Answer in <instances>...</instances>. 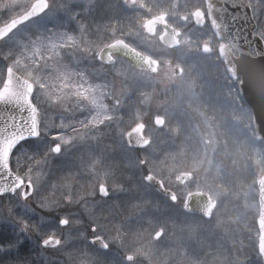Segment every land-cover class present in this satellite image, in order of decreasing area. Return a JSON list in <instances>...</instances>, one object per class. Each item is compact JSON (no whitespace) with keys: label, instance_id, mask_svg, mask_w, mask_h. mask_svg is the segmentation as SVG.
<instances>
[{"label":"snow or ice","instance_id":"1","mask_svg":"<svg viewBox=\"0 0 264 264\" xmlns=\"http://www.w3.org/2000/svg\"><path fill=\"white\" fill-rule=\"evenodd\" d=\"M134 7L143 5H137L136 0H104L103 5L101 0H64L59 6L55 0H0V46L6 48L0 52V224L11 223L25 237H40L44 251L59 252L65 258L60 264H115L108 261L107 254L117 247L126 248V223L134 216L143 218L150 204L157 210L160 207L159 201L153 203L138 195L119 220L96 212L98 205L116 193H146L156 179L147 157L126 162L130 169L148 168L140 175L143 184L132 187L115 179L110 185L108 180L115 177L116 170L104 164L108 152L152 144L142 134L133 143L130 132L119 133L124 139L116 145L103 144V129L121 107L115 78L126 81L130 74L121 56L138 69L131 72L133 76L148 79L159 70V60L144 58L126 39L117 38L124 33L115 12ZM208 7L212 34L202 43V52H218L226 78L238 84L241 92L249 84L264 101V24L259 20L264 15V0H218ZM101 10L111 15L97 20ZM248 19L255 23L249 36H244L234 26ZM154 25L155 19L142 24L148 36L156 35ZM132 35L130 31L129 38ZM166 35L159 37L162 44L179 46V31L171 41L164 39ZM104 36L112 39L104 40ZM109 75L112 80L107 79ZM77 113L85 115L77 120L73 118ZM144 127L137 124L136 130ZM101 172L102 180H96L90 190H82L81 175L95 178ZM158 184L166 197L165 207L178 206L181 215L166 217L157 225L153 241H160L166 232L169 236L187 233L193 241L204 232H219L232 249L210 252L211 259H207L190 256L188 248L182 247L175 264H264V194L255 221L256 240L244 245L237 236L252 232L253 227L248 222L241 225L239 214L225 220L218 215V201L210 195L207 203L194 207L191 193L165 188L162 179ZM147 219L153 222L152 217ZM21 243L0 244V253L19 249ZM247 247H251L254 261L245 251ZM150 252L145 253L149 264H171L169 258L161 262ZM56 259L54 256L47 264ZM124 259L131 264L135 252L125 251Z\"/></svg>","mask_w":264,"mask_h":264},{"label":"rangeland","instance_id":"2","mask_svg":"<svg viewBox=\"0 0 264 264\" xmlns=\"http://www.w3.org/2000/svg\"><path fill=\"white\" fill-rule=\"evenodd\" d=\"M153 1L157 5L155 14L159 13L161 6H164L167 12L172 11V14H177L179 8L176 7L177 0H150L151 3ZM184 1H179L182 2L180 7L183 10L181 11L187 9ZM63 2L64 0H55L56 6ZM103 2L104 0H101L102 5ZM136 3L137 5H144L143 0H136ZM133 9L139 13L133 16V22L128 23L129 32L131 31L133 35L126 39L135 47L142 51L143 49L147 50L148 54L158 59L160 61L159 70L151 73L150 78L143 79L131 75V72H138V70L132 68L128 62L122 61L124 69L130 74L126 81L122 77L115 78L116 95L121 99V107L112 113L114 120L108 123V129H103L105 138L103 144L106 146L116 145L124 139L119 133H126L127 122L118 112L125 111V116L128 115L127 119L130 118L129 121L132 120L133 123L145 117L153 118L154 115L160 114L166 117L167 126L164 141H169L172 144L168 153L173 160L168 165L161 162L158 155L162 153L159 150L162 143L156 139L157 134L153 133L155 128L148 126L149 130L146 132V136L151 137L152 145L147 150L130 149L125 152L120 150L108 152L106 149L108 154L104 164L116 170L115 177H110L108 183L111 185L115 179L123 182L127 187H132L138 183L143 184L140 181V175L142 171L146 173L148 168L130 169L125 166L127 161L135 162L137 158L147 157L154 175L164 174L165 180L169 183L173 182L181 172V166H187L193 172L194 177L187 182L183 192L192 189H202L208 192L211 197L218 201V215L225 220L239 214L241 225L248 222L252 225L253 231L250 233L241 232L237 239L243 240L244 245L253 244L256 240L255 221L259 209L256 180L264 172V141H257L255 138L248 106L243 104L238 97L235 85L226 78L225 70L215 56L203 55L198 52L192 53L193 38H181L180 45L173 49L164 47L158 41L159 32L155 36H148L142 27L144 21L153 15L152 11L154 10H150L149 7L147 9L134 7ZM105 18L106 12L103 10L97 12V20ZM259 20L261 24H264V15H261ZM137 33L139 36H136ZM5 50L6 48L0 46V52ZM176 64L182 66L185 64L187 71L185 68L181 75H174ZM93 79L95 80L96 77L93 76ZM107 79L112 80L113 77L109 75ZM143 82L147 86L145 87L147 91L140 104L136 105L130 97L133 90L141 89L140 86ZM200 97L208 98L210 102L198 101ZM194 100L198 102L196 103ZM108 103L111 105L112 101L109 99ZM220 104H222L224 114L220 112ZM83 115L85 113H77L73 118L79 120ZM106 134H108L107 137H105ZM102 179V172L95 178L81 175L82 190H90V187L95 185L96 180ZM185 188H189V190ZM150 192L151 189L149 188L146 193L132 192L128 196L116 193L108 205L112 210L98 206L100 208L99 214L109 216L112 220H119L121 215L127 212L130 200L138 195L141 198H149L153 203H156L154 194ZM12 203H16L15 198L12 199ZM151 206V204L147 206L144 218L134 216L132 220L126 223V229L129 232L127 238L128 240L131 239L129 244L138 241L145 243L143 245L145 251L142 250L140 253L143 255V261L139 263L134 261L131 264H149L145 255L149 250H151L150 254H154V259L163 262L165 258H169L171 264H175L179 249L182 247L188 248L190 256L194 255L207 259H211L210 252H222L224 248H228L229 252H232L227 241L220 239L219 232L216 235L204 232L196 241L190 239L187 233L179 234L178 232L179 236L178 234L174 235L175 241L172 252L168 248L166 252H157L155 243L163 245L164 242L162 239L159 243L153 241L151 236L159 222L158 217L162 216L157 215ZM149 216L153 218L151 224L147 219ZM169 216L179 218L180 215L172 214ZM51 227L52 225L48 226L49 229ZM17 240L22 241L19 249L14 248L6 254L0 253L3 261L6 260L7 264H22L25 261L31 264L28 249L35 253L34 264H47L54 256L57 259L53 264H60L63 261V259L58 258L59 252H46L42 249L40 237H25L11 223L0 224V244L7 245L15 243ZM245 251L254 261L255 256L252 255L251 247L245 248ZM107 259L110 262L115 261V264L117 262L128 264L125 260L119 261L120 256L116 248L107 254Z\"/></svg>","mask_w":264,"mask_h":264},{"label":"flooded vegetation","instance_id":"3","mask_svg":"<svg viewBox=\"0 0 264 264\" xmlns=\"http://www.w3.org/2000/svg\"><path fill=\"white\" fill-rule=\"evenodd\" d=\"M178 3H177V6L176 7H179L177 9V14L174 15V13L172 14V11H169V12H166V23L170 26H172L175 30L179 31L180 32V36H179V39L181 38H184V37H187L188 39H191L193 38V52L192 53H200V54H203V55H209V56H215L216 58L219 56L218 55V52L214 51L213 53L211 54H204L201 50V46H202V43L205 41V39L212 34V27H211V24H210V20H209V17H208V13H207V9H206V2L205 0H185L184 1V4L187 5V9L184 10V11H181L183 9H181V4L182 2L180 3L179 1L180 0H177ZM244 2V0H241ZM144 5L143 7L147 9V4L145 2H143ZM197 10H200L202 12V17H203V21L202 23H198L195 18H194V13L197 11ZM141 11V10H140ZM139 11L137 12V10H134L133 8H121L120 10L116 11L115 12V16L117 19L120 20L121 22V28L123 30V33L124 35L123 36H117V38H123V39H126L128 38V33H129V26H128V23H129V18L126 14H133L132 16L138 14ZM111 15V13H108V15L106 16V18ZM158 14H154L151 15L150 17H148L147 19L149 18H152L154 16H156ZM105 18V19H106ZM146 19V20H147ZM145 22V21H144ZM201 25H203V27H201ZM128 30V33H126ZM144 32H145V29L143 28ZM157 32H159V34L162 32V28L160 26L156 27V34ZM111 37V36H110ZM112 38V37H111ZM93 39L96 40V39H99L98 37L96 36H93ZM102 39L106 40L104 37H102ZM127 40V39H126ZM127 42L129 43V41L127 40ZM181 43V41H180ZM131 45V43H129ZM212 44H213V48L216 47V44H217V41L215 40V37L213 36V40H212ZM134 47V46H133ZM176 48V47H175ZM169 49H173V48H169ZM148 54V53H147ZM150 57L154 58L155 60H158L156 59L153 55L151 54H148ZM122 61H126L128 62L126 59L124 58H121ZM190 61V60H188ZM129 63V62H128ZM222 68L225 70L224 66L221 64ZM183 68V71L185 70L186 68V71H187V67L186 65L184 64L183 66L180 65V64H176L174 66V75H181V72H180V69ZM135 69V68H134ZM138 70V69H137ZM178 72V73H176ZM111 76V75H110ZM111 80V79H110ZM142 86L140 90H133V93L130 97V99L133 101V103H135L136 105H139L140 102H141V99L142 97H144V94L145 92L147 91V89L145 87H147L145 85V82H143V84H141ZM198 101H202V102H205V103H209L210 100L208 98H205V97H200V100ZM197 101V102H198ZM194 102H196L194 100ZM196 102V103H197ZM223 104V103H222ZM222 104H220V112H222ZM125 111H121V112H118V114L124 118V121L127 122V125H126V133H128L134 126H136L137 124H144V135L146 136V132L149 130L148 126H153L155 128L154 130V134H157V140H159V142H161V146L159 147V150L162 152L160 155H158L159 158H161V162H163V164L165 165H168L172 162V158L170 157V154L168 152H170V149H171V145L169 143V141H164V137H165V134H166V126H167V121H166V117L163 116V115H160V114H157V115H154L153 118H150V117H145L143 118L142 120L138 121V122H132V120L129 121L128 118V115L125 116ZM224 114V112H222ZM156 117H161L163 119V124L162 126H157L155 124V118ZM127 119V121H126ZM132 122V123H131ZM110 123V122H109ZM108 129V127H106ZM108 132V131H107ZM108 134H106L105 137H107ZM148 137V136H146ZM151 139V137H149ZM105 139V138H103ZM110 140V139H109ZM152 141V139H151ZM165 143V144H164ZM152 145V144H151ZM150 148V147H149ZM132 149H136L138 151H141V150H147L148 148H132ZM191 173L192 176L190 178H188L187 180L185 181H181L180 179L177 180V177L181 178V175L183 173ZM159 180H163L164 181V187L165 188H171V190L173 191H176L178 194H188V193H194V192H204V193H208L206 191H203L202 189H192L188 192H183L184 191V187L187 185V182L191 181L194 177V174L193 172L190 170V169H181V172L175 177L174 181L173 182H167L165 180V175L164 174H159V175H155ZM94 184V183H93ZM150 189H151V194H154V198L159 201L160 203V207L159 209L157 210L156 208H154L153 206H151L152 209H154L155 212H157L156 214L157 215H161L162 217H158V224L159 225L166 217H168V215H181L180 213V209L178 206H172L171 208H166L165 207V203H166V197L164 194L158 192L152 185L150 186ZM187 190H189V188H185ZM209 194V193H208ZM210 195V194H209ZM211 196V195H210ZM213 198V197H212ZM215 199V198H214ZM110 201H106L104 204H101V205H98L99 207L100 206H104L106 207L108 210H112L108 205H110ZM217 201V200H216ZM97 206L96 208V212L99 213V208ZM127 207V206H126ZM107 209H103L104 211H108ZM113 215V214H112ZM144 218V217H143ZM178 234V232L176 233ZM180 234V232H179ZM178 234V236H179ZM163 240V245L161 244H158L155 243L156 245V251L158 252H166L168 251V249H171V252H172V249H173V246H174V241H175V236H169L166 232L165 234V237L162 238ZM2 241V240H1ZM131 242V239L128 240V238H126L125 240V245H126V248L125 249H117V252H119V256H120V260L119 261H123L125 260L124 257H125V251L129 252V253H132V252H135V259L132 261H136V263H139L140 261H143V255L140 254L141 251H145L143 249V245L145 243H142L140 241L136 242V243H132V244H129ZM156 242H160V241H156ZM30 244L28 243V246ZM28 256L31 258V261L30 263L31 264H34V258H35V253H33V250L30 251V249H28ZM111 253V252H109ZM58 258L59 259H65L62 254L60 253V255H58ZM0 264H4V261L2 259V256L0 255ZM116 264H119L118 262Z\"/></svg>","mask_w":264,"mask_h":264},{"label":"water","instance_id":"4","mask_svg":"<svg viewBox=\"0 0 264 264\" xmlns=\"http://www.w3.org/2000/svg\"><path fill=\"white\" fill-rule=\"evenodd\" d=\"M205 1H206V9H207V12H208V17H209V20H210V10H209L208 6H209V4L218 3V0H205ZM240 2L243 3V1H241V0H240ZM249 15H251V14H249ZM165 17H166V15L163 14V15H160V16L152 18V19H155V25H154L155 28L158 25H160L162 27L163 31H162L161 34L167 32V35L164 36V39L168 40V41H171L172 38L175 36V32L177 30H175L173 27H171L170 25H168L165 22V19H164ZM194 18H195V20L198 23H202V21H203L202 12L200 10H197L194 13ZM152 19H150V20H152ZM229 19H230V17H229ZM254 23L255 22L252 19H248L246 23L243 22V21H238L235 24L234 27L235 28H239L242 35L249 36V34L253 31L252 25ZM210 24H211V20H210ZM160 35H159V37H160ZM178 39H179V37H178ZM159 41H160V39H159ZM162 45H164V46H166L168 48H173V47H169V46H167L165 44H162ZM136 52L139 53L140 55H142L144 58L150 57V56L140 52L137 49H136ZM135 54L136 53H132V56H135ZM225 55L226 56L228 55L227 50L225 52ZM121 58L126 59L130 64H132V62L130 61V59L128 57L121 56ZM152 60H155V59L152 58ZM222 63L224 64L223 61H222ZM224 66H225V64H224ZM153 67H155V65H153ZM241 72L242 73L244 72L243 66H241ZM176 73H178V72H176ZM237 90H238L240 99L243 102H245L251 109L252 124H253V129H254V134H255L256 139L258 141H264V101L261 100L259 95L247 83L244 85V91L243 92L240 91V86L238 84H237ZM157 119H159V121H160L159 124H157ZM155 124L157 126H162L163 119L161 117H156L155 118ZM136 126H134L129 131L131 133V137H132L133 143H135V140H136L138 135L142 134L144 136V128L138 132L136 130ZM144 138L146 140L149 139V138H146L145 136H144ZM188 174H190V173H183L181 175L180 180L183 182V181L187 180L188 178H190L192 176L191 174L190 175H188ZM158 180L159 179L156 177V179L153 180L151 185H153L155 187V189L158 190L160 193L164 194L162 189L160 188V186L158 184ZM257 188H258V204L260 206L261 196H262V194H264V174L260 178H258V180H257ZM208 197H209V194L204 193V192L191 193V204L194 207H198V206H200L202 204L207 203L208 202ZM213 201H215V200H213Z\"/></svg>","mask_w":264,"mask_h":264},{"label":"trees","instance_id":"5","mask_svg":"<svg viewBox=\"0 0 264 264\" xmlns=\"http://www.w3.org/2000/svg\"><path fill=\"white\" fill-rule=\"evenodd\" d=\"M143 2H145L146 4H147V7H149L150 8V10H154V11H152L153 13H155V9H156V7H157V5H156V3H154V1L151 3L150 2V0H143ZM167 11V9L164 7V6H161V8H159V11L158 12H166ZM108 15V12H106V16ZM130 18V17H129ZM129 20H131V21H129V23L130 22H133V19L132 18H130ZM104 38L106 39V40H111L112 38L110 37V36H104ZM131 43V42H130ZM138 49H140V48H138ZM141 50V49H140ZM142 51V50H141ZM143 52H147V50H144L143 49ZM181 169H189L187 166H181Z\"/></svg>","mask_w":264,"mask_h":264}]
</instances>
